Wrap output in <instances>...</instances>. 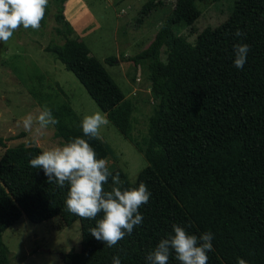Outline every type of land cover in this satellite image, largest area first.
Returning a JSON list of instances; mask_svg holds the SVG:
<instances>
[{
  "label": "trees",
  "instance_id": "1",
  "mask_svg": "<svg viewBox=\"0 0 264 264\" xmlns=\"http://www.w3.org/2000/svg\"><path fill=\"white\" fill-rule=\"evenodd\" d=\"M56 29L62 43L51 41V53L72 73L86 93L106 115L117 132L143 156L146 166L136 181L129 182L120 169L124 188L145 183L151 193L139 212L140 226L115 246L107 247L89 232L96 220L82 219L65 210L68 186L48 184L42 169L30 166L41 154L40 147L19 144L4 148L0 156V264H11L2 235L24 215L32 223L58 217L62 226L80 223V250L69 252L71 264H147L146 257L163 238L173 234V225L190 234H214L208 264H264V0H235L230 14L217 27H206L190 43L174 29V23L188 27L198 20L197 3L205 0H174L170 14L149 46L128 58L134 67L147 72L155 101L140 140L133 137L135 104L126 98L102 63L64 17L67 0H53ZM220 2L222 0H212ZM160 1L149 0L141 15L147 16ZM49 13L46 8L44 20ZM240 30L243 35L234 34ZM194 32V31H192ZM250 46L242 69L234 66V46ZM162 53L165 59L162 60ZM115 57L105 63L114 65ZM26 87L41 108L52 110L59 120L54 136L62 144L83 137L79 118L56 84L48 92L43 77ZM132 83L135 78L132 77ZM36 83V84H37ZM62 98H61V97ZM97 159L108 150L99 140H89ZM112 185L111 177L104 185ZM169 264H179L175 253Z\"/></svg>",
  "mask_w": 264,
  "mask_h": 264
},
{
  "label": "rangeland",
  "instance_id": "2",
  "mask_svg": "<svg viewBox=\"0 0 264 264\" xmlns=\"http://www.w3.org/2000/svg\"><path fill=\"white\" fill-rule=\"evenodd\" d=\"M147 1L67 0L63 12L65 20L102 63L125 97L134 101L132 134L138 140L146 135L155 101L146 70L134 67L128 58L149 46L174 2L155 0L161 4L147 16H142L141 9ZM234 2L205 0L197 3L200 16L192 28L174 23L175 32L194 43L196 35L204 28L217 27L226 20ZM48 5L49 13L39 30H25L21 26L7 43H0V139L6 147L34 145L44 151L63 145L61 139L55 138L51 126L40 134L35 129L29 132L23 127V117L41 110L26 88L32 82L38 85L34 78L43 77L41 84L48 92L56 91L58 84L79 118L101 112L73 74L44 50L51 41L62 43L56 33L63 25L55 20V3L49 0ZM108 57H115L116 63L106 64ZM161 59H165L163 53ZM132 77L135 83L131 82ZM100 133L99 141L108 150V168H120L129 182H135L146 166L143 156L110 123L102 127ZM3 151L0 146V156ZM2 240L9 251L11 264H71L65 257L69 252L80 250V223L75 221L70 226H62L60 219L55 217L36 224L22 215L3 233Z\"/></svg>",
  "mask_w": 264,
  "mask_h": 264
},
{
  "label": "clouds",
  "instance_id": "3",
  "mask_svg": "<svg viewBox=\"0 0 264 264\" xmlns=\"http://www.w3.org/2000/svg\"><path fill=\"white\" fill-rule=\"evenodd\" d=\"M49 0H0V43H7L21 26L28 30H39L45 17ZM243 33L238 29L235 34ZM250 46H234V66L242 69L247 61ZM59 120L52 110L45 107L37 114H27L22 118L26 131L40 134ZM109 124L106 115L96 112L85 116L80 124L83 137H76L62 146L44 150L30 159L34 169H42L48 184L59 188L68 186L65 210L82 219L96 220V226L89 229L90 234L104 242L107 247L115 246L134 228L143 222L139 209L148 203L151 193L145 183L138 188H124L119 173L113 175L108 168L107 159H97L89 140H99L100 130ZM111 177L112 185L106 191L104 185ZM173 234L159 241L148 253L147 264H169V257L175 253L179 264H208V253L213 251L214 234L209 231L200 236L190 234L185 227L173 225ZM112 264H121L119 255L112 257ZM236 264H247L237 258Z\"/></svg>",
  "mask_w": 264,
  "mask_h": 264
},
{
  "label": "crops",
  "instance_id": "4",
  "mask_svg": "<svg viewBox=\"0 0 264 264\" xmlns=\"http://www.w3.org/2000/svg\"><path fill=\"white\" fill-rule=\"evenodd\" d=\"M79 252V251H78Z\"/></svg>",
  "mask_w": 264,
  "mask_h": 264
}]
</instances>
